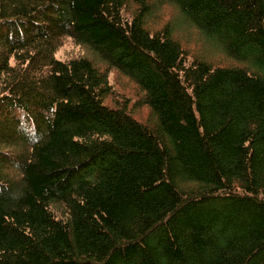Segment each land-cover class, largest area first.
<instances>
[{
	"label": "trees",
	"instance_id": "1",
	"mask_svg": "<svg viewBox=\"0 0 264 264\" xmlns=\"http://www.w3.org/2000/svg\"><path fill=\"white\" fill-rule=\"evenodd\" d=\"M0 264H264V0H0Z\"/></svg>",
	"mask_w": 264,
	"mask_h": 264
},
{
	"label": "rangeland",
	"instance_id": "2",
	"mask_svg": "<svg viewBox=\"0 0 264 264\" xmlns=\"http://www.w3.org/2000/svg\"><path fill=\"white\" fill-rule=\"evenodd\" d=\"M159 14V13H158ZM174 15V18H180L175 11H172V9L169 7H165V8H162L161 9V12H160V16L162 18V20H167L169 18H171V16ZM159 20V19H158ZM177 20V19H176ZM176 20H174V22L176 23ZM181 34V37L183 39H185V37L190 41V46L192 47H195L196 49L198 48V43H201L200 41L198 43H195V40L198 41V38L195 34H192L189 38H188V31H184ZM195 36V37H194ZM184 44V42H183ZM76 51V49L74 48L73 44H71V42L69 41H66L64 43V45L62 47L59 48V50L56 52V55L60 58H62L63 56L69 54L70 52H74ZM113 76V74L111 75V77ZM132 85L131 84H126V88H132L131 87ZM131 92H135L133 90H131ZM20 153V151H19Z\"/></svg>",
	"mask_w": 264,
	"mask_h": 264
}]
</instances>
